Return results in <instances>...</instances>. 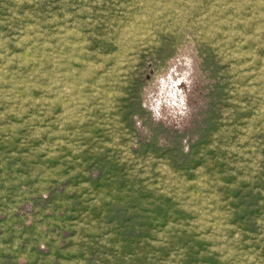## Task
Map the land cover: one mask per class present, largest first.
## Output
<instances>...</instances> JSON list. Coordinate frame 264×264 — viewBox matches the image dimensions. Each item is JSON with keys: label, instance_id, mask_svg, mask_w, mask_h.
Instances as JSON below:
<instances>
[{"label": "rangeland", "instance_id": "374dc122", "mask_svg": "<svg viewBox=\"0 0 264 264\" xmlns=\"http://www.w3.org/2000/svg\"><path fill=\"white\" fill-rule=\"evenodd\" d=\"M0 264H264V0H0Z\"/></svg>", "mask_w": 264, "mask_h": 264}]
</instances>
